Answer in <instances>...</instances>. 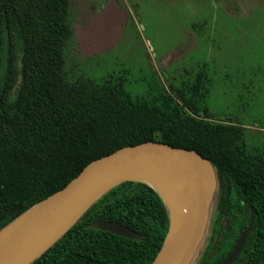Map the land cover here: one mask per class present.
I'll use <instances>...</instances> for the list:
<instances>
[{
    "label": "trees",
    "instance_id": "obj_1",
    "mask_svg": "<svg viewBox=\"0 0 264 264\" xmlns=\"http://www.w3.org/2000/svg\"><path fill=\"white\" fill-rule=\"evenodd\" d=\"M72 0H0V229L64 188L91 161L143 142L193 150L222 187L195 264H217L251 228L233 264H264V144L207 108L204 72L169 91L152 77L142 95L113 74L70 78L65 48ZM257 155L260 157H250ZM112 221L140 233L134 241L88 229ZM168 229L157 193L124 182L105 193L32 264H151Z\"/></svg>",
    "mask_w": 264,
    "mask_h": 264
},
{
    "label": "rangeland",
    "instance_id": "obj_2",
    "mask_svg": "<svg viewBox=\"0 0 264 264\" xmlns=\"http://www.w3.org/2000/svg\"><path fill=\"white\" fill-rule=\"evenodd\" d=\"M65 48L70 78H125L142 95L152 77L192 84L204 72L217 120L264 144V0H72Z\"/></svg>",
    "mask_w": 264,
    "mask_h": 264
},
{
    "label": "water",
    "instance_id": "obj_3",
    "mask_svg": "<svg viewBox=\"0 0 264 264\" xmlns=\"http://www.w3.org/2000/svg\"><path fill=\"white\" fill-rule=\"evenodd\" d=\"M124 182L152 188L168 214V229L151 264H195L205 245L221 194V177L193 150L160 142L125 146L87 164L64 188L37 202L0 229V264H32L56 243L105 193ZM88 229L142 241L143 236L112 221ZM251 228L219 264H233Z\"/></svg>",
    "mask_w": 264,
    "mask_h": 264
},
{
    "label": "flooded vegetation",
    "instance_id": "obj_4",
    "mask_svg": "<svg viewBox=\"0 0 264 264\" xmlns=\"http://www.w3.org/2000/svg\"><path fill=\"white\" fill-rule=\"evenodd\" d=\"M250 157H260V156L253 155V156H250ZM240 251H241V250H240ZM239 254H240V252H239ZM238 256H239V255H238ZM225 257H226V256H225ZM225 257H224V258H225ZM237 258H238V257H237ZM237 258H236V259H237ZM220 261H221V260H220ZM220 261H219V262H220ZM235 261H236V260H235ZM219 262H218L217 264H219Z\"/></svg>",
    "mask_w": 264,
    "mask_h": 264
}]
</instances>
